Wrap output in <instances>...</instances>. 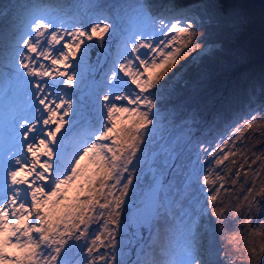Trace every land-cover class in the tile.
I'll return each mask as SVG.
<instances>
[{
	"label": "snow or ice",
	"instance_id": "obj_1",
	"mask_svg": "<svg viewBox=\"0 0 264 264\" xmlns=\"http://www.w3.org/2000/svg\"><path fill=\"white\" fill-rule=\"evenodd\" d=\"M93 7L113 11L71 28L55 23L49 10L32 7L17 27L11 58L0 63V96L23 93L28 102L21 112L0 113L7 130L0 136V264H219L209 217L224 232L228 215L243 210L239 222L251 225L253 210H264V180L258 176L264 175V161L245 181L248 186L235 205L224 204L226 181L216 172L232 174L236 185L241 171L249 175L245 165L252 170L264 157V152H253L249 163L237 143L254 129L257 118L237 126L214 148L201 144L192 152L190 141L177 140L162 160L158 153L148 157V126L156 120V93L150 89L164 88L172 65L199 42L191 23L157 20L150 5L135 6L144 23L131 26L124 23L123 5ZM110 33L120 39L109 61L105 41L112 40ZM94 37L103 52L93 64L89 53L94 45L88 42ZM66 89H80L89 97L96 121L92 130L75 137L71 152L65 138L75 129L58 135L73 109ZM238 154L243 163L233 173L230 165L237 161L229 158ZM145 164L152 176L141 190ZM213 174L221 181L218 187L210 179ZM130 191L133 196L142 192L140 207L134 206ZM93 224L99 227L90 232ZM259 228H250V235L264 241V221ZM121 232L131 236L122 244L135 248L134 260L129 259L132 247H118ZM9 247L20 256L10 259ZM262 254L264 242L259 251L253 243L247 264ZM73 256L80 259L73 261Z\"/></svg>",
	"mask_w": 264,
	"mask_h": 264
},
{
	"label": "trees",
	"instance_id": "obj_2",
	"mask_svg": "<svg viewBox=\"0 0 264 264\" xmlns=\"http://www.w3.org/2000/svg\"><path fill=\"white\" fill-rule=\"evenodd\" d=\"M134 1L141 4L144 0ZM42 5L45 6L41 0H0V63L8 58L15 40L17 22L13 11L20 6L31 9ZM159 12L169 15V12ZM183 14L195 15L192 28L198 32L195 40L199 46L218 45L177 73L176 78L172 74L171 79H166L173 89L159 92L162 100L172 104L164 121L182 131L198 127L197 140L202 143L215 141L253 115L257 116L255 128L264 129V10L249 0H191L174 16H186ZM254 135V140L243 143L247 146L244 153L247 158H251L253 152L259 155L264 152V130ZM234 159L236 165L243 163L239 154ZM230 194L226 204L232 205L236 203L233 197L237 194L234 191ZM225 225L223 233L216 222L213 225L211 222L220 243L222 238L226 240L225 251H234L235 261L247 264L242 240L244 227L239 226L238 216L232 220L228 215ZM233 236L236 239L232 241ZM252 262L255 264L254 260ZM256 264H264V254Z\"/></svg>",
	"mask_w": 264,
	"mask_h": 264
},
{
	"label": "rangeland",
	"instance_id": "obj_3",
	"mask_svg": "<svg viewBox=\"0 0 264 264\" xmlns=\"http://www.w3.org/2000/svg\"><path fill=\"white\" fill-rule=\"evenodd\" d=\"M41 1L45 4V6L42 5V7L40 8L49 10L51 12V15L53 13H56L52 15L53 17L56 18L54 22L57 24L62 23L65 28H71L73 25L87 23L90 19H95V16L99 14L101 11H104L106 14L112 13L113 9L109 7H104L103 9L93 7V5H97V4L103 5V6L123 5L124 7L121 8V15L125 17L124 23L126 25L131 26L132 23H144L138 18V13L135 11V6L139 3L137 2L136 4L134 0L133 1L132 0L131 1L130 0H41ZM141 3L151 6L150 8L151 14L154 17H156L157 20L162 19L165 22H174L175 20H181L184 25H187L189 23L193 25L192 17H194L195 15L183 14L186 16H181V15L174 16V14L177 13V12H174L175 11L174 9H170L168 13L169 15H167L164 13H160L159 10H157L154 7L155 4H158L162 8L165 7L163 5L166 3V0H144ZM27 7L28 6H25V9H24V7L21 8L20 6L16 8V10L13 11L12 13L16 17L15 21L17 22V26L15 29V38L17 36V27L18 25L21 24L25 13L29 10V8ZM171 10L173 11V13H171ZM160 11H163V10H160ZM71 14H74V17H72ZM192 31L194 32V38H195L198 32H196L195 29L193 28H192ZM169 35H175V34L169 33ZM117 37H118V40H117V44L114 47L112 58L116 54L117 45L120 39L119 36ZM66 39L70 40L71 38L67 37ZM88 43H91V41H89ZM217 45H218L217 43H207L206 45L198 46L193 52H188L187 54L181 55L177 64H173L172 67L169 69L170 72L168 73L165 79H168V80L171 79L172 74L175 75V78H176L177 73L184 71L186 67L190 65V63H195L199 59V57H201L203 54L210 51L211 49L217 47ZM9 49H10V52H9L8 58L5 59L4 62H2V64H7V62L11 58L12 46ZM169 89H173V88L171 87V84L168 81H166L165 87L160 89L158 92L156 89H150L151 93H156V95L154 96L155 107L152 110L153 113L156 115V120L153 125L148 126L151 132V136L149 138L150 142L148 143V147H147L148 157H151L153 153H158L159 155L157 159L162 160L163 154L165 153V151L173 147L174 146L173 142L177 140H179V142L181 143H183L185 140L190 141V143L187 144V147H189L192 150V152H195L198 149L199 145L201 144L210 145V147L214 148L216 143L222 141L228 135H230L237 126L243 125L246 120H249L254 116L253 115L250 118L245 119L244 122L234 127H231L222 136L217 138L215 141L202 143L200 140H197L200 134L198 127L197 128L191 127V128H188L186 131L184 130L182 131L179 128L175 129L173 125H169L166 121H164V116L166 117V115L169 113L168 111H170V108L168 109V107H170V105L172 104H171V101L162 100V98L159 95L160 94L159 92L161 90L168 91ZM66 90L70 94L69 97H66V98L71 99V101L73 102V109L72 111L69 112V115L65 117V120L69 121V124H65L64 128L61 129V133L58 135L63 134L70 126H72L75 129V132L73 135H70L65 138L66 139V145H65L66 150L68 152H71L75 146V143H74L75 137L79 134L86 133L87 131L92 130L96 126V121L94 118V113L91 110L92 106H91V100L89 99V97L85 95L80 89H66ZM2 98H5V97L0 96V101ZM27 103L28 102H27L26 96L23 93H19L17 94L16 97L7 98L5 102L0 103V113L5 112L7 108L15 106L16 104H19L21 106L20 111H19L21 112L25 109ZM263 109H264V106H263ZM176 125L177 124L175 123V126ZM3 126H4V121H3L2 116H0V129ZM40 126L42 125L38 124V127ZM256 129L257 128H255L254 126V129H250L247 133H245L246 139L244 138V140H247V141L254 140V137L257 136V134L254 135V132H257ZM251 130L253 134H251ZM6 134H7V130L5 129L3 131V135H6ZM248 137H251V138L249 139ZM244 140L242 142L238 141L237 143H238V146L243 150V152L246 153L247 146L243 144ZM225 151H227V149H225ZM28 155L30 157V153ZM257 155L259 154L257 153ZM234 158L235 157H230L229 159L231 160ZM252 158L253 157L248 158L249 163H251ZM262 161H264V157H262L261 160H257L256 164L252 165V170H249L248 165H245L244 170L249 171V175L245 177L243 175V171H241L240 179L238 180L236 185L231 184V179L233 178L232 174H228L224 171H221V169H216V172L224 176L225 181H226L225 189H227V192H225L224 189H221V197L224 200V204L228 202V198H229L228 194L232 191H234L235 194H237L236 196L233 197L234 199L237 200L238 197L242 198V196L244 195L243 190L246 189L248 186L247 184H245V181H251L253 179L252 171L260 168ZM225 164H229V161H226ZM158 166L159 165H153V167H158ZM230 166L233 167L232 165ZM238 166L239 164L233 167L234 168V171L232 170L233 173L239 170ZM221 168H223V166H221ZM147 169H148V165L145 164L142 169L145 172V179L143 183L139 184V188L141 190H143L151 180L152 173L148 172ZM139 174H140V171L138 170L137 176H139ZM258 176L260 180H264V175L258 173ZM210 179L213 180L215 186L217 187L221 183V181L216 180L215 174L210 176ZM134 186H136L135 181H134ZM72 195L73 193L70 192L69 193L70 199ZM140 195H142V192L136 196H133V193L131 191L129 193V196L132 197L133 200L135 201V205H134L135 207H138L140 205ZM229 202H231V200ZM218 204H219V201H218ZM260 204H261V209H264V200H261ZM227 205H231V204H227ZM232 205H235V204L233 203ZM253 213H254V216H253L251 225H244L239 222L241 219V216H243V212H242V215H238V222L240 223L239 226L244 227L242 229V240L244 241L243 247H244V251H245L244 253L246 256H247L248 249L252 246L253 243L256 244L257 251H259V245L262 242H264L262 241V238L260 236L250 235V228L257 229L258 231L260 230L259 228L260 222L264 221V210L260 212H256L254 209ZM229 218L230 219L232 218L233 220V217L231 215H229ZM123 219H124V216L122 215L121 220ZM209 220L212 222V225L213 223L216 222L215 217H209ZM98 227L99 225L93 224L90 229V232H94ZM217 227L220 229L219 225H217ZM212 228L215 229L212 235V243H213V247L216 250V258L219 261V264H239L238 260L237 262L235 261L237 256L233 255L234 251L230 252L228 249H227L228 251H225L226 240H224L223 238L221 240V243L222 242L224 243V246H223L224 248L223 249L221 248L220 237L216 233V227L212 226ZM223 233H225V231ZM127 239H130L129 235H125L122 232L116 234V240L118 242V247H120L121 245L124 248L132 247V255L129 257V259L134 260L135 259V248H133V246L128 245V244H122V242ZM245 243H247V245H245ZM100 251L104 252L105 249L102 248ZM107 251L111 253L112 250L108 249ZM6 255H8L9 258L11 259V258L20 256V252L15 248L9 247L6 250ZM262 257H263V254L256 256L254 259L255 264L258 263V261L261 260ZM72 259L73 261H75V260L80 259V257L73 256ZM109 264H111V262H109Z\"/></svg>",
	"mask_w": 264,
	"mask_h": 264
},
{
	"label": "water",
	"instance_id": "obj_4",
	"mask_svg": "<svg viewBox=\"0 0 264 264\" xmlns=\"http://www.w3.org/2000/svg\"><path fill=\"white\" fill-rule=\"evenodd\" d=\"M249 1L255 3L256 5H258L259 7H261L264 10V0H249ZM110 35H112V37H113L112 40L111 41H108V40L105 41V47L108 48L109 53L111 54V55H109V61L112 59V53H113L114 47L117 44V40H118V37L115 34L110 33ZM98 43L99 42L96 40V38H93V40L91 41V44H93L94 47L91 49V51L89 53V57H90V62L93 64L95 63V61L97 59V53L103 52V49L95 46ZM140 206H141V204L138 207H140ZM129 231L131 233L132 229H130ZM129 236H130V234H129ZM130 238H131V236H130Z\"/></svg>",
	"mask_w": 264,
	"mask_h": 264
},
{
	"label": "bare ground",
	"instance_id": "obj_5",
	"mask_svg": "<svg viewBox=\"0 0 264 264\" xmlns=\"http://www.w3.org/2000/svg\"><path fill=\"white\" fill-rule=\"evenodd\" d=\"M172 1V3H171ZM191 0H166V3L163 5L165 7H161L159 6L158 4H155L154 7L157 9V10H163L164 12H169L170 9H174L175 11L174 12H182V9L188 5V3H190ZM174 6H173V5ZM171 13H173V11L171 10ZM56 13H53L52 15H54ZM173 15V14H172ZM72 17H74V14H71ZM7 98H2L0 103L1 102H5ZM20 105L19 104H16L15 106H12L10 108H7L5 111L9 110V109H12V110H15L17 112L20 111ZM5 126H3L1 129H0V136L3 135V131L5 130Z\"/></svg>",
	"mask_w": 264,
	"mask_h": 264
}]
</instances>
